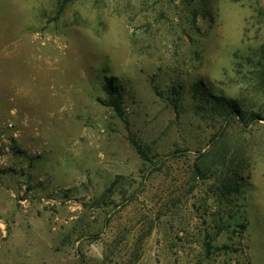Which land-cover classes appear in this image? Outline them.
I'll use <instances>...</instances> for the list:
<instances>
[{"label": "rangeland", "instance_id": "rangeland-1", "mask_svg": "<svg viewBox=\"0 0 264 264\" xmlns=\"http://www.w3.org/2000/svg\"><path fill=\"white\" fill-rule=\"evenodd\" d=\"M263 46L264 0H0V264H264Z\"/></svg>", "mask_w": 264, "mask_h": 264}, {"label": "trees", "instance_id": "trees-1", "mask_svg": "<svg viewBox=\"0 0 264 264\" xmlns=\"http://www.w3.org/2000/svg\"><path fill=\"white\" fill-rule=\"evenodd\" d=\"M262 49H264V46L262 47ZM258 78L260 79L261 86L264 87V70L260 72V76ZM225 108H228V110L233 114L236 112L234 106H227Z\"/></svg>", "mask_w": 264, "mask_h": 264}, {"label": "bare ground", "instance_id": "bare-ground-1", "mask_svg": "<svg viewBox=\"0 0 264 264\" xmlns=\"http://www.w3.org/2000/svg\"><path fill=\"white\" fill-rule=\"evenodd\" d=\"M32 36V35H31Z\"/></svg>", "mask_w": 264, "mask_h": 264}]
</instances>
